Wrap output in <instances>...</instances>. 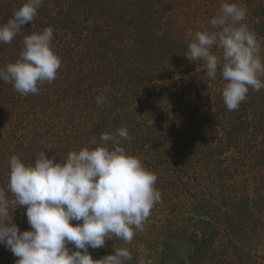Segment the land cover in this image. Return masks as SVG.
Wrapping results in <instances>:
<instances>
[{"label":"trees","instance_id":"16d2710c","mask_svg":"<svg viewBox=\"0 0 264 264\" xmlns=\"http://www.w3.org/2000/svg\"><path fill=\"white\" fill-rule=\"evenodd\" d=\"M25 2L0 0V24ZM223 2L43 0L34 21L0 43L5 68L18 59L24 36L51 26L62 61L38 94L0 81V187L8 198L11 156L32 162L45 152L58 162L126 127L122 146L156 173L161 201L131 244L113 236L89 248L94 260L127 247L128 264H264V89H250L229 111L219 71L210 80L204 61L185 56ZM227 2L246 8L245 23L264 38V0ZM97 96L105 103L97 105ZM11 212L20 231L31 230L25 207ZM2 258L19 259L0 244V263L9 264Z\"/></svg>","mask_w":264,"mask_h":264},{"label":"clouds","instance_id":"9594fccd","mask_svg":"<svg viewBox=\"0 0 264 264\" xmlns=\"http://www.w3.org/2000/svg\"><path fill=\"white\" fill-rule=\"evenodd\" d=\"M42 4L43 0H26L14 10L0 24V43H12L22 26L35 20ZM246 16V8L225 0L209 21L211 27L201 25L202 30L195 32L185 55L189 61H204L210 80L219 71L229 111L239 108L250 89H264V38L245 23ZM53 32L48 26L24 36L18 59L0 68V81L12 84L21 95L38 94V85L53 82L62 63L52 47ZM96 103L104 104L105 98L97 96ZM128 139L127 128L119 127L58 162L45 152L32 162L19 155L10 157L7 192L14 198L9 199L0 187V244L19 258L16 264H128L132 260L127 247L115 248L99 260L89 253V248H102L113 236L131 244L161 201L156 173L122 146ZM12 205L25 207L31 230L20 231L13 222Z\"/></svg>","mask_w":264,"mask_h":264},{"label":"rangeland","instance_id":"374dc122","mask_svg":"<svg viewBox=\"0 0 264 264\" xmlns=\"http://www.w3.org/2000/svg\"><path fill=\"white\" fill-rule=\"evenodd\" d=\"M133 253V252H132ZM18 257L13 258V261H15ZM12 259V258H11ZM3 262H8L6 258H2ZM9 263V262H8ZM1 264V263H0ZM10 264V263H9Z\"/></svg>","mask_w":264,"mask_h":264}]
</instances>
